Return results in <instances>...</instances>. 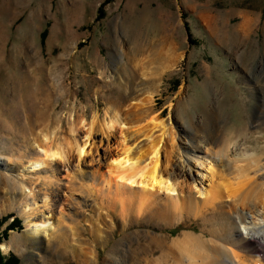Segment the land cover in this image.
Masks as SVG:
<instances>
[{
	"label": "rangeland",
	"instance_id": "rangeland-1",
	"mask_svg": "<svg viewBox=\"0 0 264 264\" xmlns=\"http://www.w3.org/2000/svg\"><path fill=\"white\" fill-rule=\"evenodd\" d=\"M100 9L104 18L96 21ZM155 11L169 16L163 32L170 31L172 54L179 61L161 77L151 107L173 129L178 147L194 131L201 136L203 131L218 132L240 151H258L264 158V0H0V245L9 246L6 253L0 248L3 256L18 264H79L71 250L79 243L70 228L86 231L90 218L112 223L105 241L91 233L81 236L80 244L95 253L97 264H133L139 257L142 264L164 263L165 258L169 264H189L188 253L174 259L169 249L160 251L161 244L172 247L191 234L217 246V233L211 229L222 233L235 221L246 235L237 213L230 212V218L221 213L224 202L206 212L197 207V215L174 205L166 210L170 201L163 191H154L144 211L130 213L123 226L111 207L113 198L93 184L92 175L106 172L108 155L119 149V131L108 140L98 124L109 105L119 101L117 74L143 81L124 53L132 42L155 34L162 21ZM245 18L250 26L243 44L237 30ZM221 29L226 43L220 40ZM96 116L93 141L80 165L71 154L70 161L56 159L50 167L29 169L44 135L60 146L72 124L82 120L77 138L84 141ZM206 151L197 159L185 156L193 159L191 177L200 189L210 182L208 167L213 173L220 169L210 164L211 152ZM142 189L133 187L134 200ZM172 196L190 197L201 206L204 201L187 188ZM22 203L29 207L25 214ZM247 215L248 223L258 219ZM27 217H49L62 238L52 237L49 248L46 238L41 247L35 246L26 233ZM16 219L19 226L13 225ZM235 250L249 258L247 264L256 258L249 244Z\"/></svg>",
	"mask_w": 264,
	"mask_h": 264
},
{
	"label": "bare ground",
	"instance_id": "bare-ground-1",
	"mask_svg": "<svg viewBox=\"0 0 264 264\" xmlns=\"http://www.w3.org/2000/svg\"><path fill=\"white\" fill-rule=\"evenodd\" d=\"M156 14L157 16L162 15V21L157 23L155 34L151 37L142 38L138 42H132L129 48H125L124 54H127L125 56L138 73V77L143 81L138 84L136 83L138 81L127 79L122 74H117L115 78L122 93L116 104L109 105L105 118L101 124L98 122V127L100 125L99 131L106 135L108 140L112 135H116L115 132L119 131V149L118 152L108 155L109 163L106 172L97 170L92 175L93 184L101 186L100 190L105 189L108 197L110 195L113 198L111 207L116 218L120 219L123 226L126 224L130 213L144 211L147 204L150 203L154 191L167 193L166 200H169L170 203L165 202L167 205L165 206L166 210L174 205L175 209H182L194 215L199 214L198 210H201V207L206 212L209 207L214 206L215 208L216 204L220 202L223 204L224 202L225 206L220 204L221 213H225L229 218L231 217L230 212L237 213L238 216L236 217L244 226L246 235L240 232L235 221L229 223L231 227L229 230L223 228L222 233L211 229L212 233H217V235L215 233L218 240L215 242L217 246L213 243H205L199 237L186 234L183 240L178 241L176 245L173 243L172 247L162 242L164 244H161L160 251L169 249L168 251L175 255L174 259H177L179 253V255L188 253L187 256L190 259L187 261H189V264H197L198 259L202 262L203 260L207 261V264L208 261H210L209 264H247L245 261H249V258L242 253L240 254L235 248L249 244L252 252L256 254V258L251 263L264 264V158L260 156L258 151L252 154L240 151L239 148L234 147L235 143L230 142L229 137L219 136L218 132L206 134V131H203L205 136H201L199 130L194 131L195 134L191 136L189 134L188 141H185V139L184 142L182 141L183 144L178 147L177 137L173 129L168 127L165 120H161V115L155 114L154 109L151 107L154 97L158 94L161 77L168 71L174 70L177 61H179L172 54L174 44L169 39L170 31L163 32L164 27L169 23V16L160 13V11ZM249 26L250 23L245 18L239 25L240 32L237 30L240 35L238 39L241 40L238 42L247 43L244 38L249 32ZM220 33L221 42L226 43L228 40L226 33L223 29ZM138 93L140 94L138 95ZM139 96L142 97L139 98ZM131 107L133 109L128 113ZM97 120L96 116L88 129L89 131H87L84 141L77 138L80 130L79 126L84 123L82 120L75 121L72 124L69 136L63 140L60 146H56L57 144L53 141L49 142L48 134L44 135L43 139L38 142L39 150L36 156L32 161H29V169L37 171L43 167H50L56 159L70 161L73 156L71 154L75 155L78 159V165H80L83 156L88 155V145H91L93 141L92 132ZM179 139L183 138L180 137ZM204 150L211 152L212 163H209L215 164L222 171L218 172L219 169L213 173L214 169L210 165L208 167V171L212 173L210 182L200 189L197 181L191 177L193 159H186L185 156L196 157L197 159V155ZM201 165H205V162H201ZM135 185L143 188L142 195L137 198L138 200H134L135 196L132 197L131 191ZM184 188H187L189 193L196 191L202 195L204 197L202 206L201 203L192 201L190 197L186 198L184 196L185 198L182 197L183 199L179 200L177 197L172 196L184 192ZM97 193L100 194L99 191ZM179 201H181L180 206ZM154 202L156 203V201ZM20 206L21 213L25 214L29 208L28 204L22 203ZM93 209H95V206ZM98 209H100V206L96 208V210ZM247 212L258 219H255L256 221L253 223H248ZM98 220L90 218L89 228L86 231H77L74 227L70 228V231L73 232L71 236L74 234L77 237L76 241L79 243L71 249L80 261L79 264H97L95 253L87 251L80 243L83 241L81 238L84 235L83 233H88V235L91 233L97 240H107V231L108 228H112V223L109 224L104 219L102 223L104 224L103 228H107L105 230ZM59 223L63 222L60 221ZM25 225L28 227L26 233L37 247L42 246V238L48 239V247L50 243L52 244V237L57 236L58 233L55 231L56 227L53 226V222L49 221V217L36 221L27 217ZM236 233L239 235L237 238L235 237ZM59 235L57 237L62 238L63 233L59 232ZM0 248L4 253L9 251L7 244H1ZM168 251L166 250V252ZM178 257L181 260L180 256ZM160 260V262L147 260L146 264H169L167 258L164 259V263L162 259ZM142 261L143 259L139 257L133 264H140V262L142 264ZM120 264L127 263L126 261H120Z\"/></svg>",
	"mask_w": 264,
	"mask_h": 264
},
{
	"label": "trees",
	"instance_id": "trees-1",
	"mask_svg": "<svg viewBox=\"0 0 264 264\" xmlns=\"http://www.w3.org/2000/svg\"><path fill=\"white\" fill-rule=\"evenodd\" d=\"M103 18H104V13H103V11L100 9L99 12H98V15H97L96 21H101ZM186 29H187L188 34H189V36H190L189 28L187 27ZM44 35H45V33H44ZM20 223H21L20 220L16 219L15 224H13V225L19 226ZM1 226H2V225L0 224V227H1ZM1 240H2V238L0 237V242H1ZM0 264H18V262H17V260H16L15 258H13V257H9V258H7V257L3 256L2 253L0 252Z\"/></svg>",
	"mask_w": 264,
	"mask_h": 264
}]
</instances>
